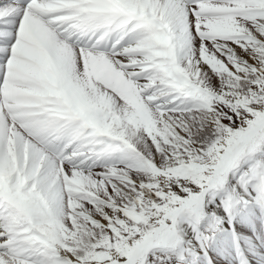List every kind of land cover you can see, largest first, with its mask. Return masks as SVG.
<instances>
[{"label":"snow or ice","instance_id":"1","mask_svg":"<svg viewBox=\"0 0 264 264\" xmlns=\"http://www.w3.org/2000/svg\"><path fill=\"white\" fill-rule=\"evenodd\" d=\"M257 208L264 0H0V264H213Z\"/></svg>","mask_w":264,"mask_h":264},{"label":"rangeland","instance_id":"2","mask_svg":"<svg viewBox=\"0 0 264 264\" xmlns=\"http://www.w3.org/2000/svg\"><path fill=\"white\" fill-rule=\"evenodd\" d=\"M259 216L260 210L259 208H257L255 209V215L249 213L245 216L246 222L243 219L241 223L239 219H237L236 224L238 225L237 230L239 232L240 238L238 236V233H236L235 231L231 232V234L227 237L229 241L228 246L221 247L215 250L213 257L218 264H236L239 262V259L241 257H244L243 250L244 248H249L251 246L253 242L252 240H254L256 245L263 243L262 239H258L256 235L257 233H259L261 237L264 238V225L261 224ZM244 229L247 230V233H244ZM237 237L239 238L240 244L238 243ZM202 264H207V260H204Z\"/></svg>","mask_w":264,"mask_h":264},{"label":"bare ground","instance_id":"3","mask_svg":"<svg viewBox=\"0 0 264 264\" xmlns=\"http://www.w3.org/2000/svg\"><path fill=\"white\" fill-rule=\"evenodd\" d=\"M239 221L242 223L243 219L246 222L245 217L243 218H238ZM240 223V224H241ZM238 225L236 224L235 232L238 233V236L240 238L239 232L237 230ZM241 229V228H240ZM259 229V228H258ZM247 233V230L244 229V233ZM256 234V233H255ZM236 237V236H235ZM238 238V237H237ZM239 238H238V243H239ZM252 244L249 248H244V257H241L239 259V262L236 264H264V242L262 244H255L254 240H252ZM240 244V243H239ZM239 246V245H238ZM242 247V246H241ZM239 248V247H238ZM241 250V249H240ZM213 264H218L214 257L212 256ZM208 264V262H207Z\"/></svg>","mask_w":264,"mask_h":264}]
</instances>
